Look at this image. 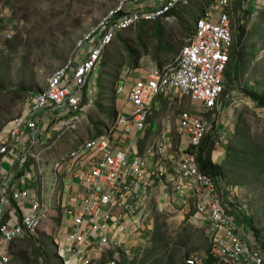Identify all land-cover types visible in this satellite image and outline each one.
Wrapping results in <instances>:
<instances>
[{
	"label": "built area",
	"instance_id": "2783aa9c",
	"mask_svg": "<svg viewBox=\"0 0 264 264\" xmlns=\"http://www.w3.org/2000/svg\"><path fill=\"white\" fill-rule=\"evenodd\" d=\"M191 1L164 0L158 9L143 12L120 0L48 79L45 90L33 95L23 113L4 127L0 169L5 162L8 169L0 171V264H11L16 242L39 244L44 225L54 218L56 232L65 220L71 222L64 264H119L153 214L163 211H181L206 233L209 253L189 256L185 264H264L261 238L238 188L204 173L198 160L221 109L238 0L206 4L172 62L135 81L129 90L126 82L116 87V96L126 95L130 114L114 108L112 124L106 123L99 133L90 128L58 157L63 139L85 127L99 101L94 80L113 42L121 33L142 22H156ZM131 72L126 70L127 75ZM175 94L198 104V114L182 111L176 126L162 131L141 152H133L132 144L116 147V136H144L156 101ZM174 131L184 141L176 161L170 158ZM173 195L181 204L162 207L163 198Z\"/></svg>",
	"mask_w": 264,
	"mask_h": 264
},
{
	"label": "rangeland",
	"instance_id": "374dc122",
	"mask_svg": "<svg viewBox=\"0 0 264 264\" xmlns=\"http://www.w3.org/2000/svg\"><path fill=\"white\" fill-rule=\"evenodd\" d=\"M119 1L0 0V126H6L21 115L29 99L45 90L48 79L78 51L80 42ZM156 1L162 0H127L129 9L134 11ZM213 1L194 0L193 6L188 7L190 17L180 23L186 26V37L192 34L204 6ZM241 1L245 2V8L239 10L240 3L237 4L238 27L225 78V93L209 132L214 145L211 159L221 169L219 176L238 188L240 202L246 206L264 250V174L260 173H264V107H258L250 99L251 94L264 95V0ZM178 18L176 13L169 14L159 19L156 26L142 22L141 29L135 33L132 29L121 33L109 48L107 67L97 71L94 82L99 91L111 78L118 44H122L125 53L134 54L124 36L137 37L136 45L143 46L142 52L148 39L166 46L163 29L167 25L172 27V20ZM109 94L99 96L96 108L101 110V106H105L101 116L94 117L96 121L89 119V126L97 133L106 129V122H114L115 104L123 107L125 97L116 96L115 92ZM187 100L173 96L168 102L163 116L172 126L177 124ZM108 101L112 102L111 106L106 105ZM85 129L90 130L83 127L76 132L79 137L86 133ZM155 131L156 128L152 130ZM69 149L70 146L60 147L58 157ZM172 151L173 154L178 152L176 146ZM152 218L145 231L131 242L128 254L120 256L119 264H123L124 259L127 264L159 263L156 260H161L162 264H185L189 256L209 253L204 229L192 225L181 211L156 212ZM54 226V222L44 225L39 244L32 240L16 242L11 249V264H64L67 258L65 237L54 231ZM67 227L68 220H65L62 229Z\"/></svg>",
	"mask_w": 264,
	"mask_h": 264
},
{
	"label": "crops",
	"instance_id": "0c3cea01",
	"mask_svg": "<svg viewBox=\"0 0 264 264\" xmlns=\"http://www.w3.org/2000/svg\"><path fill=\"white\" fill-rule=\"evenodd\" d=\"M194 1V0H193ZM193 1H191L190 5L188 7H190L193 4ZM164 0H162L161 2H152L151 4H143L141 6V8H139L140 10L137 11H143V12H147V11H153L158 9L162 4H163ZM241 3L240 9L242 10L245 8V2L238 0L236 3V8H237V4ZM202 5V3H201ZM193 6V5H192ZM188 7H184V8H179L178 10H174L171 14L176 13L179 18L173 19L172 20V27L171 26H165L164 27V31H163V36H164V41H166V46L163 44H158L157 42H151L149 39L145 42L146 43V49L145 51L142 52V47L136 45L137 41V37H133V36H124L125 40L128 42L129 45L132 46V48L134 49V54L130 53H125L124 49H122V44H118V51L116 54V65L113 68V71L111 72V78L106 81V83L101 86L102 90L99 91L100 95L105 94V95H110L114 94L115 89L117 86H124L125 82L127 83V90L130 89V86L137 80H146L148 79L155 71L162 69L164 66H166L167 64H169L170 62L173 61V59L175 58V56L178 54V52L180 51V49L184 46L186 39L189 37V35L186 37V35L188 34V31L186 30V26L185 24H181L182 22H186V20L188 19V17H190V13L188 12ZM193 11L195 13L196 9L193 7ZM148 23V22H146ZM154 24V26H156L157 21L156 22H150L149 24ZM176 27L175 29L173 27ZM141 29V24L136 28L133 29L132 31H134V33L138 30ZM183 42V45L181 46V43ZM181 46L180 49H178ZM167 48L169 50H167ZM109 54L111 55V53L109 52ZM107 55L106 60L103 62L102 66H101V70L107 67L108 64V59H110V55ZM130 68L131 69V74L127 75L126 74V70ZM173 96H178L179 98H184L181 97L178 94H175ZM171 96V97H173ZM121 97H125V99L127 98L126 95H122ZM171 97L169 98H161L158 99L156 101V106H155V113L153 115V117L150 119V127L147 130L146 134L144 136H138L133 140V135H125L122 138H118V136H116V141L114 142L116 147L118 149H125L127 148L130 144H132L134 151H143L148 145H150L158 136L162 131L165 130H169L172 125L166 120V118H164V113L166 111L168 102L170 101ZM125 99L123 101V107H118V103L115 104L114 108L116 109V111L118 113H122V114H130L132 107L130 104H128V102H125ZM188 99V98H186ZM113 100V99H112ZM112 102L108 101L106 102V105L111 106ZM99 106V105H98ZM97 106V107H98ZM105 106H101V110L99 108H94L90 115L89 118H87V122L85 124V127L89 130L90 128H92V126H89V119L96 121V119H94V117H98L101 116V112H103ZM121 109V110H120ZM184 110H189L191 111L193 114H198L199 111V105L192 102L190 99L187 100V102L185 103V106L183 107ZM120 110V111H119ZM183 110V111H184ZM100 111V112H99ZM96 114V115H95ZM98 115V116H97ZM100 122V121H99ZM154 122H156L154 124ZM109 123V122H106ZM176 126V124H175ZM156 128L155 132H152V130ZM172 129V128H171ZM86 133L82 134V137H79V134L77 133H71L70 135H68L66 138L63 139V142L60 144L61 148H65L66 146H70V149L73 147V145L75 144V142H77L80 138H85L88 134L86 129L84 130ZM172 134V133H171ZM173 137V146H176L177 148V153L173 154L172 150H171V154H170V158L173 160H177L179 153L182 151L183 149V143L184 141H182V138L178 137V135L176 134V132L174 131L172 134ZM180 141V145H177L178 142ZM69 149V150H70ZM213 164L215 165V162L213 161ZM171 165V164H169ZM174 167V166H173ZM8 169V164L5 162L0 171L2 173H6ZM171 195V194H170ZM173 196H166L165 198H163V200L161 201V203H163V206H167L168 204H171L173 202H175L177 205H180V201L173 199ZM60 214V213H59ZM61 216V214H60ZM54 222V224L56 225L57 222L54 218V220H52ZM52 223V222H51ZM64 224V222H63ZM62 225H60L57 229V232L60 233L61 237H65L66 238V234L68 233V231L70 230L71 227V222L70 220H68V227L65 228V230L62 229ZM55 228V226H54ZM56 229V228H55ZM65 231V233L63 234L62 232ZM65 235V236H64Z\"/></svg>",
	"mask_w": 264,
	"mask_h": 264
},
{
	"label": "trees",
	"instance_id": "16d2710c",
	"mask_svg": "<svg viewBox=\"0 0 264 264\" xmlns=\"http://www.w3.org/2000/svg\"><path fill=\"white\" fill-rule=\"evenodd\" d=\"M241 6V3H240ZM232 57V56H231ZM231 63V62H230ZM237 64H239V61L237 62ZM230 65V64H229ZM229 71L227 70V73ZM226 73V74H227ZM250 99L254 100L258 107L263 108L264 107V95L262 96H253L252 94L250 95ZM5 127V125H1L0 126V133L3 130V128ZM212 135L207 136V138L205 139L204 143H203V147L200 150V154H199V164L201 167V170L206 173L211 175L214 178H218L219 177V171L221 170L220 168L216 167L211 159V154L214 150V145L212 144ZM261 174H264L263 172H260ZM258 233V232H257ZM157 264H162L161 260H156ZM123 264H127V260L124 259L123 260Z\"/></svg>",
	"mask_w": 264,
	"mask_h": 264
}]
</instances>
